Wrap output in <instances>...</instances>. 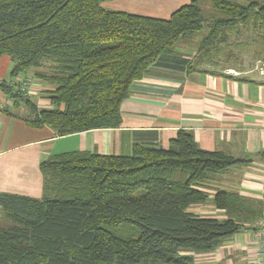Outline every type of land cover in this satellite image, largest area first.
<instances>
[{"label":"trees","instance_id":"1","mask_svg":"<svg viewBox=\"0 0 264 264\" xmlns=\"http://www.w3.org/2000/svg\"><path fill=\"white\" fill-rule=\"evenodd\" d=\"M107 0H0V57L13 65L0 89L26 100L35 127L59 135L118 127L134 81L160 56L204 27L188 70L218 54L240 23L264 29V0H190L168 18L112 10ZM264 57V55H263ZM50 68L51 108L40 109L11 84L31 68ZM248 160L200 147L180 129L166 148L136 144L129 155L74 150L40 165V198L0 192L12 220L0 225V264H196L193 253L214 251L246 225L264 218L260 199L219 190L213 204L224 216L192 210L207 203L199 184L211 173ZM177 171L186 180L174 179ZM193 252V253H192Z\"/></svg>","mask_w":264,"mask_h":264},{"label":"crops","instance_id":"2","mask_svg":"<svg viewBox=\"0 0 264 264\" xmlns=\"http://www.w3.org/2000/svg\"><path fill=\"white\" fill-rule=\"evenodd\" d=\"M195 50L160 56L143 78L134 81L122 103L118 127L59 135L51 126H31L26 119L36 113L26 109L23 100L14 104L0 89V192L42 197L40 165L51 155L74 150L129 155L136 144L166 148L180 129H186L201 148L248 160L202 181L199 187L209 198L228 190L260 199L264 206V68L240 67V74L227 68L189 71ZM3 60L0 80H9L5 72L10 73L13 62ZM26 73L11 81L14 90H23L20 77L29 80L27 96L38 108H51L49 94L55 84L41 76L50 75V68L33 67ZM209 201L192 210L203 215L210 208L225 215ZM257 228L258 223L246 225L214 251L192 252L196 264H258Z\"/></svg>","mask_w":264,"mask_h":264},{"label":"rangeland","instance_id":"3","mask_svg":"<svg viewBox=\"0 0 264 264\" xmlns=\"http://www.w3.org/2000/svg\"><path fill=\"white\" fill-rule=\"evenodd\" d=\"M189 1L190 0H107L103 2V5L104 7L112 10H123L131 13L168 18L171 12L178 9L183 4L188 3ZM201 5L204 8L206 14H209L213 11L211 0H201ZM248 23L249 24L240 23L238 26H236L234 30H232V32L228 34V41H225V43H222L219 47L222 50H219L218 54L214 53L217 51H213L211 57L212 60H204V62L201 63V68H208L213 70H226L227 68V70H232V72L238 74H240V67L258 68V71H262L264 68V29L263 31L256 30L253 22ZM207 32L208 27H204L202 30L192 35L182 37L174 47V51L178 54L184 49H186V51H193L196 49L195 51H197V47L199 46L202 38ZM6 58L11 59V57L8 55H4L0 58L1 69L3 68V59ZM5 74L6 79H9L11 77L9 72H5ZM22 75H25V73H22ZM24 81L26 82V84L24 85L25 88L21 91H23V97L25 99L27 96V82L29 80L27 81L25 79ZM33 82L34 79H32V83ZM24 107L31 110V108L26 104H24ZM20 111L22 112L23 109H21ZM188 175L189 174L186 171H177L173 178L184 181L188 178ZM208 200H210L209 202L213 201L212 198H209ZM204 211V216H221L219 215L221 214L220 212H216L215 210H211L210 208H206V210ZM12 224V220L9 219L6 216L4 210L0 208V225L9 227ZM259 259L260 258L255 261L258 262Z\"/></svg>","mask_w":264,"mask_h":264},{"label":"built area","instance_id":"4","mask_svg":"<svg viewBox=\"0 0 264 264\" xmlns=\"http://www.w3.org/2000/svg\"><path fill=\"white\" fill-rule=\"evenodd\" d=\"M20 81H21V85H23L22 88L24 90V88H25L24 85L26 84V82L24 81V79L22 77H20L19 82ZM26 95H28L27 92H26ZM255 240H256V242L259 246V249H260V251L258 253L259 254L258 258H260V259L258 260V262L260 264H264V218L258 221V228L255 231Z\"/></svg>","mask_w":264,"mask_h":264}]
</instances>
